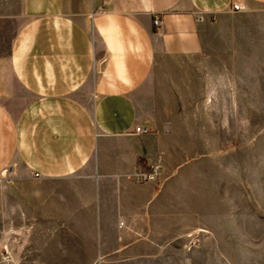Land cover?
Instances as JSON below:
<instances>
[{
	"label": "crops",
	"instance_id": "crops-1",
	"mask_svg": "<svg viewBox=\"0 0 264 264\" xmlns=\"http://www.w3.org/2000/svg\"><path fill=\"white\" fill-rule=\"evenodd\" d=\"M257 32L264 0H0L7 227L40 235L14 239L11 264L177 254L207 213L203 162L191 160L226 128L231 72L257 69ZM154 164L158 180L131 179Z\"/></svg>",
	"mask_w": 264,
	"mask_h": 264
},
{
	"label": "rangeland",
	"instance_id": "rangeland-1",
	"mask_svg": "<svg viewBox=\"0 0 264 264\" xmlns=\"http://www.w3.org/2000/svg\"><path fill=\"white\" fill-rule=\"evenodd\" d=\"M16 5L2 25L6 47L21 25ZM248 39L264 49V32L253 33ZM259 59L255 70L231 72V103L224 107L226 128H220L216 138L204 139L211 151L191 160L203 162L206 185L200 196L202 200L205 195L207 201L206 218H202L205 224L185 237L177 254H164L162 264H264V54ZM11 168L20 169L15 163ZM5 190L2 181L0 264H11L14 239L40 235L8 229ZM30 260L33 262V255Z\"/></svg>",
	"mask_w": 264,
	"mask_h": 264
},
{
	"label": "built area",
	"instance_id": "built-area-1",
	"mask_svg": "<svg viewBox=\"0 0 264 264\" xmlns=\"http://www.w3.org/2000/svg\"><path fill=\"white\" fill-rule=\"evenodd\" d=\"M232 9L234 11H242L241 7H239L238 5H233ZM158 24V19L154 21V25ZM136 132L137 133H146L145 130L137 127L136 128ZM163 169L162 166L159 164H154L150 167L149 171H143V170H138L135 173H133L131 179L134 180L137 183H147V182H152V181H156L157 179L160 178L161 173H162ZM195 241H192L189 243L190 247H192V245L194 244Z\"/></svg>",
	"mask_w": 264,
	"mask_h": 264
},
{
	"label": "water",
	"instance_id": "water-1",
	"mask_svg": "<svg viewBox=\"0 0 264 264\" xmlns=\"http://www.w3.org/2000/svg\"><path fill=\"white\" fill-rule=\"evenodd\" d=\"M2 173H3L2 175L4 176L5 175V172H2Z\"/></svg>",
	"mask_w": 264,
	"mask_h": 264
}]
</instances>
